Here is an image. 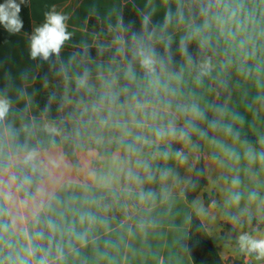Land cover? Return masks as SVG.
Wrapping results in <instances>:
<instances>
[{"label": "clouds", "instance_id": "9594fccd", "mask_svg": "<svg viewBox=\"0 0 264 264\" xmlns=\"http://www.w3.org/2000/svg\"><path fill=\"white\" fill-rule=\"evenodd\" d=\"M29 3H0L10 35ZM72 19L51 6L0 87V264H183L193 234L264 264V0Z\"/></svg>", "mask_w": 264, "mask_h": 264}, {"label": "crops", "instance_id": "0c3cea01", "mask_svg": "<svg viewBox=\"0 0 264 264\" xmlns=\"http://www.w3.org/2000/svg\"><path fill=\"white\" fill-rule=\"evenodd\" d=\"M114 0H30L29 9L32 21V30L34 25H39L44 21V13L55 5L65 11H73V19L70 23L79 25L87 16L88 9L93 5L97 6L101 12L105 11L106 6L113 3ZM144 0H136L139 6H143ZM163 13L160 12L154 18L161 21ZM89 28L90 21H89ZM32 32V31H31ZM28 33V34H31ZM22 31L20 34L10 35L2 25H0V87L5 84V75L10 73L19 84L20 73L26 69H34L35 63L30 59L28 52V43ZM76 39H79L77 36ZM70 49H66L64 55L67 57ZM31 91V89H29ZM217 250L224 260L225 264H247L243 256L238 255L232 248H223L218 241L212 239ZM189 246V240H187ZM190 255V253H189ZM191 257V255H190ZM183 264H194L192 258H185Z\"/></svg>", "mask_w": 264, "mask_h": 264}, {"label": "trees", "instance_id": "16d2710c", "mask_svg": "<svg viewBox=\"0 0 264 264\" xmlns=\"http://www.w3.org/2000/svg\"><path fill=\"white\" fill-rule=\"evenodd\" d=\"M3 3V0H0ZM20 16L23 20L22 31L30 33L32 31V21L30 16V9L28 5L21 6ZM124 15L126 20H137V16L131 10V5L129 4L125 10ZM96 23L95 18L90 20V27ZM138 26V24H137ZM47 69V65L44 66V70ZM43 74V73H41ZM41 105H43L44 100L40 98ZM189 253L194 264H225L224 260L220 256L216 245L214 244L212 238L201 237L198 234H193L192 238L189 239Z\"/></svg>", "mask_w": 264, "mask_h": 264}]
</instances>
